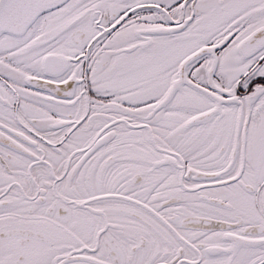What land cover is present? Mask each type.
<instances>
[{"label":"snow or ice","instance_id":"snow-or-ice-1","mask_svg":"<svg viewBox=\"0 0 264 264\" xmlns=\"http://www.w3.org/2000/svg\"><path fill=\"white\" fill-rule=\"evenodd\" d=\"M0 264H264V0H0Z\"/></svg>","mask_w":264,"mask_h":264}]
</instances>
